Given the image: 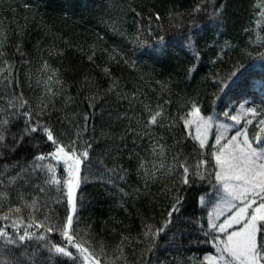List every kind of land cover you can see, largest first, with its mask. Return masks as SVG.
Segmentation results:
<instances>
[{
  "label": "trees",
  "instance_id": "trees-1",
  "mask_svg": "<svg viewBox=\"0 0 264 264\" xmlns=\"http://www.w3.org/2000/svg\"><path fill=\"white\" fill-rule=\"evenodd\" d=\"M258 3L259 0H0V26L9 35L5 59L13 64V75L19 83L8 92L14 91L17 95L22 92L35 106L44 92L43 85L36 81L47 61L51 69L58 70L63 92L55 97L54 107L48 109L44 119L57 133H72L76 125H83V115L90 114L83 139L93 138L94 147L91 159L81 168L82 176L87 178L77 189L79 222L76 227L81 235L90 233L89 238L97 249L103 244L111 256L122 235L130 236L132 244L125 242L128 264H142L141 250L145 246L135 243L142 232V221L162 222L172 202L163 191L171 187L170 181L158 180L145 187L136 172L138 161L134 153L145 158L149 167L154 159L150 155L152 139L137 138L127 132L130 121L125 116L147 118L141 101L153 108L163 105L167 119L162 121L164 127L153 128V134L156 139L162 137L159 142L170 147L177 141L187 145L186 154L194 145L189 130L180 120L189 110L188 97L198 98L203 116L215 114L217 120L225 119L226 110L235 112L241 104L264 107L261 105L264 92L260 87L264 77L260 54L264 53V46L252 43L257 36H264V19L258 16ZM197 5L199 12L194 11ZM221 5H224L223 14L217 19L211 18L214 8ZM137 34L147 43L143 46L134 43ZM190 37L194 41L192 47L187 46ZM226 42L231 47H225ZM17 44L21 45L19 52ZM244 50L255 59L247 57ZM50 52L63 54L50 55ZM238 61L250 65L249 86L234 85L226 89L227 95L221 93L222 98H218L217 79H227ZM193 65L197 70L189 74L188 69ZM105 68L109 75L105 74ZM86 78L93 82L91 87ZM113 79L119 82V87L109 93L107 89ZM93 95H96V107L89 108L88 97ZM133 95L137 99L133 100ZM8 98L0 85V108H6ZM173 121L175 126L169 128ZM23 126V118L14 120L11 131L17 132ZM132 127H137L135 119ZM102 132H108L110 138ZM38 141L39 148L33 147ZM53 150L46 139L34 134L15 153L0 157V171L4 164L26 162L38 151ZM177 150L172 149L169 160ZM208 152L211 160L210 146ZM52 163L58 178L66 177L63 164ZM212 165L214 161L210 168ZM17 171L18 168H10L0 176V191L9 193V200L3 202L0 212L7 211L9 202L17 204L18 192H23L29 200L33 196L39 198L41 211L37 216L40 219L45 214L53 215L54 219L66 217V190L58 192L52 186L41 193L34 185L43 186L42 175L31 178L27 185L20 180L5 189L7 177L15 176ZM209 188L203 182L182 189L186 199L181 213L174 217L167 235L160 238L155 254L147 256L153 264H199L205 254L213 253L211 237H205L197 223L203 217L201 222L207 228V208H201L198 197ZM22 215L27 218L29 210L24 209ZM54 238L59 240L58 236Z\"/></svg>",
  "mask_w": 264,
  "mask_h": 264
},
{
  "label": "snow or ice",
  "instance_id": "snow-or-ice-1",
  "mask_svg": "<svg viewBox=\"0 0 264 264\" xmlns=\"http://www.w3.org/2000/svg\"><path fill=\"white\" fill-rule=\"evenodd\" d=\"M256 7L259 8V18L264 19V0H259ZM223 10L224 5L214 8L210 14L211 18H219ZM194 11L199 12L200 6L197 5ZM156 19L159 20L160 16L157 15ZM8 41L7 30L0 26V63L3 65L0 67V85L5 95L9 97L6 108H0V113L4 114L0 116V157H5L6 153H15L25 139H33L34 134H39L42 140L46 139L54 150L46 153L38 151L31 160L26 162L14 161L10 165L4 164L0 176H4L10 168L19 169L15 176L7 177L8 183L4 186L7 189L20 180L27 185L31 178L38 174L42 175L43 186L37 184L34 187L39 188L41 193L52 186H55L58 192L66 190L67 215L54 219L53 215L45 214L43 219H40L37 216V213L41 211L39 198L33 196L29 200L25 193L18 192L19 202L15 205L9 202L7 211L0 212V222H3L0 224V264H58V262L59 264H67V262L70 264H128L125 242L131 245L132 237L122 235L121 243L116 246L113 250L114 254L110 256L103 244L99 249L95 247L92 239L89 238V232L81 235V230L76 227L79 222L77 189L87 178L82 176L81 168L91 159L94 147L93 138L83 139L88 131L90 114L83 115V125H76L72 133L67 131L57 133L55 127L44 119L48 109L54 107L55 97L63 92L58 70L51 69L47 61L40 69L41 76L36 81L38 85H43L44 92L37 98L35 106L25 99L22 92L18 95L14 91L8 92L9 88L19 86L13 75V64L5 59L7 53L4 49ZM133 42L139 46L147 43L140 38L139 34ZM252 43L264 46V36H257ZM193 45L194 41L190 37L187 46ZM225 47H231V45L226 42ZM16 48L19 52L21 45L17 44ZM244 51L247 57L255 59L250 52ZM49 54L62 55L63 53L50 52ZM196 55L199 57V53ZM260 58L264 61V53L260 54ZM88 59L93 60V56H89ZM196 70V65H193L188 72L192 74ZM249 70L250 65L238 61L234 65V70L228 73L227 79H217L216 82L220 85L216 93L217 97L222 98L221 93L227 95L226 89L234 85L239 84L247 88ZM104 72L109 75L107 68ZM87 83L90 87L93 84L92 81ZM118 87L119 82L113 79L107 92H113ZM260 87L264 92V77L260 80ZM65 99L70 101L71 97H65ZM88 99L91 101L88 107H96L94 103L96 95ZM132 99L135 100L137 97L133 95ZM140 103L143 105V112L147 113V118L125 116L130 121L127 132L133 133L137 138L150 137L152 139L150 155L154 159L149 167V162L145 158L134 153L138 161L136 172L143 180L145 187L158 180L170 181L171 187H166L163 191L172 201L162 222L154 224L142 221V232L135 239L136 244L145 246L141 250L142 264H153L147 256L155 254L160 246V238L167 235L174 223V217L181 213L186 199L182 189L191 188L203 182L210 185L209 190L198 197L201 208H207V228L204 229L201 222L203 217L197 223L205 237H211L210 242L215 248V254H205L199 264H264V107L258 110L257 107H246L245 104H241L235 115L226 110L223 113L225 121H219L215 114L203 116L198 98L188 97L186 104L190 105L189 110L180 116V120L184 128L189 130L188 134L194 141V145L186 154L187 145H181L177 141L170 147L159 142V139H163L162 137L156 139L153 134V128L164 127L162 121L167 119L163 105L158 104L153 108L149 103L143 101ZM261 105H264V100L261 101ZM20 118L24 121L23 128L12 132L13 121ZM133 119H135L136 128L132 127ZM228 120L233 123H227ZM255 120H258L256 124L258 130L250 136L248 125L253 124ZM242 121L244 127L231 135L235 125L241 124ZM174 126V121L168 125L169 128ZM192 129H195L194 136ZM213 130L215 140L210 144L209 135ZM127 132L121 136L122 140ZM102 135L110 138L108 132H102ZM33 147L39 148V141ZM173 148L178 150L169 160V153ZM129 158L132 159L133 156L130 155ZM193 159L195 163H192ZM52 161L56 164L63 163L66 177L58 178ZM213 161L214 165L210 168ZM123 171L127 173L126 169ZM121 179H124L123 175ZM124 195L127 196L128 193ZM8 200L9 193L0 191V206ZM24 209L29 210L27 218L22 215ZM55 236H58L59 240H56ZM59 258H65V260L60 261Z\"/></svg>",
  "mask_w": 264,
  "mask_h": 264
},
{
  "label": "rangeland",
  "instance_id": "rangeland-1",
  "mask_svg": "<svg viewBox=\"0 0 264 264\" xmlns=\"http://www.w3.org/2000/svg\"><path fill=\"white\" fill-rule=\"evenodd\" d=\"M259 110V109H258ZM236 112L237 111H235V112H232V113H230V114H232V115H235L236 114ZM249 119H252V117H248ZM219 121H225V119H218ZM227 123H233L232 121H230V120H228V121H226ZM256 124H258V120H255L254 122H253V124H251V125H248V130H249V134H250V136H252V135H254L255 134V132L258 130L257 128H256ZM244 127V123H243V121L241 122V124H239V125H235V127H234V130H232L231 131V135H234L235 134V132L236 131H240L242 128ZM191 132H192V135L194 136L195 135V129H192L191 130ZM209 140H211V142H214V140H215V132H214V130H213V132L212 133H210V135H209ZM62 163V162H61ZM63 164V163H62ZM211 254H215V248L213 247V253H211Z\"/></svg>",
  "mask_w": 264,
  "mask_h": 264
},
{
  "label": "bare ground",
  "instance_id": "bare-ground-1",
  "mask_svg": "<svg viewBox=\"0 0 264 264\" xmlns=\"http://www.w3.org/2000/svg\"><path fill=\"white\" fill-rule=\"evenodd\" d=\"M237 111V110H236Z\"/></svg>",
  "mask_w": 264,
  "mask_h": 264
}]
</instances>
